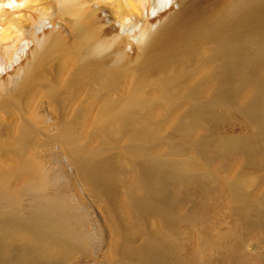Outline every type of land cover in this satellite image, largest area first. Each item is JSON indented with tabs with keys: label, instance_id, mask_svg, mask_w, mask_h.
Masks as SVG:
<instances>
[{
	"label": "rangeland",
	"instance_id": "1",
	"mask_svg": "<svg viewBox=\"0 0 264 264\" xmlns=\"http://www.w3.org/2000/svg\"><path fill=\"white\" fill-rule=\"evenodd\" d=\"M167 1L0 16V264H264V0H177L183 43L145 56L137 12ZM48 20L61 46L21 85Z\"/></svg>",
	"mask_w": 264,
	"mask_h": 264
},
{
	"label": "bare ground",
	"instance_id": "2",
	"mask_svg": "<svg viewBox=\"0 0 264 264\" xmlns=\"http://www.w3.org/2000/svg\"><path fill=\"white\" fill-rule=\"evenodd\" d=\"M27 1L28 0H0V16H4L7 14H14L16 11H18L21 8V5L26 4ZM67 1L72 2L74 0H67ZM174 3H178L177 0H169L163 5H159L157 3L154 4L153 6H151L153 16H150L148 12L144 13L142 10L137 12V17L142 21L141 28L139 30V35H140V39L144 40L143 49L145 52V56H147L148 54L151 55L153 51H156L159 53L161 51L168 50L170 53L169 55L174 57L175 51L177 50L178 46L183 43V40H184L183 34H177L172 29V27L169 26L171 23H173L175 18L184 9V6H181L177 11L170 10V9L166 10V8L168 7L170 8L172 5H174ZM81 16L83 20H87L88 18V15L84 13L83 11H82ZM249 16L252 22L254 20V16L253 15L252 16L249 15ZM162 20L164 21L158 26V28H156L155 30H150L149 25L150 26L155 25ZM121 23H122L121 21L116 20L115 23H113L112 28L118 29L122 27ZM218 26H219L218 24L211 26L210 32L214 34L217 33L219 31ZM9 29H11V25L7 27L1 25L0 35L6 33ZM37 31L38 33L34 35L33 45L43 43V50L42 52L38 54L34 62L30 63L28 66L26 65V68L24 69V74L22 77L23 80H22L21 85H24L25 83H27L34 76L38 67L40 66V64H42L41 62H43L44 55H46L48 52H51L52 50H57L61 46L60 45L61 39L58 37L56 29L54 28V24L50 23L49 20L42 22V24L38 27ZM28 45H29V41H26V46ZM173 57H169V58L172 59ZM24 64H25L24 60L20 61L18 67L16 66L15 68L20 69V67L24 66ZM107 79L112 80L111 76H109L108 74H107ZM172 79H173L172 77L167 76V77H162L160 81L158 80L160 82L159 90L165 91L167 93L169 91V85ZM144 82H145V79L142 80L139 84H137L136 87L132 90V92H130L129 99H127V101L124 104H122L120 107L122 112L124 111L129 112L130 110L141 109L142 108L141 106L145 104L146 93L144 89H142V84ZM115 108L116 107H114L113 105L109 107L107 106L99 119L104 120L107 118V119L115 120L116 118H118V113L117 111H115ZM140 136L148 138L149 132L147 130H144L143 132L140 133Z\"/></svg>",
	"mask_w": 264,
	"mask_h": 264
}]
</instances>
